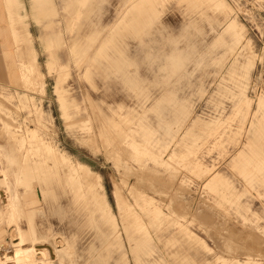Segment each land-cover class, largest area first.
<instances>
[{
    "label": "rangeland",
    "instance_id": "obj_1",
    "mask_svg": "<svg viewBox=\"0 0 264 264\" xmlns=\"http://www.w3.org/2000/svg\"><path fill=\"white\" fill-rule=\"evenodd\" d=\"M21 1L19 41L0 2V230L17 192L27 232L71 247L53 264H264V0ZM26 32L44 92L18 74ZM10 132L94 183L26 198Z\"/></svg>",
    "mask_w": 264,
    "mask_h": 264
},
{
    "label": "bare ground",
    "instance_id": "obj_2",
    "mask_svg": "<svg viewBox=\"0 0 264 264\" xmlns=\"http://www.w3.org/2000/svg\"><path fill=\"white\" fill-rule=\"evenodd\" d=\"M20 1L21 0H2L6 10H8V26L10 32L17 41L20 40L18 35L20 34V31L23 30V27L20 25V14L15 13V7H17L18 2ZM28 34L29 33L26 32L27 39L24 44H17V51H21V48L24 47L28 48L31 53L30 58L28 60V58H23L18 55L20 58L18 59L16 67L20 79L28 84H32L34 87H40V90L43 91L44 84L39 72L36 52L31 49L30 43L32 37H30V39ZM34 87L33 89H35ZM28 89H30V87ZM37 121L40 123V119H37ZM109 128L111 130L113 129L115 132L121 133V136H123L122 127L118 124L112 123ZM28 130V135L30 134L31 137H36L34 129ZM107 130L108 128L105 129L102 127V131L107 132ZM9 135L12 140L20 143V148H17L16 150L15 163L17 170L15 173V180L18 184L25 182L24 193L26 198L36 197L37 195H42L43 197L47 193L52 194L53 186L62 187L63 181L69 182V180V184L74 191V196L80 197V179H84V181L90 186L94 183L90 179L91 176L89 177L92 172L87 165L79 162L76 166H73L64 153L55 149L53 146L48 144L44 145L40 140L37 141V146L34 147V149L44 156V161L37 162L30 158L27 151L23 152L24 150L21 147L23 141L20 134L10 132ZM125 135L126 134H124V136ZM36 138L38 139V137ZM134 154L135 157L141 156L139 152H135ZM46 162H51V165H46ZM40 183L44 184L45 187L42 188ZM33 202L34 201L30 199H22L16 192L14 203L10 205L18 204L21 206L22 211L10 212L5 225L0 230V264H53L57 252L71 248L67 241H62L59 237H44L37 239L34 232H27L30 229H33L34 231L32 211L30 210L31 206L29 205ZM21 213H26L28 216L21 219ZM130 215L133 216L136 225H142L137 215L132 212H130ZM19 219L23 220L26 225L24 230L19 227ZM54 242L57 247L54 245Z\"/></svg>",
    "mask_w": 264,
    "mask_h": 264
},
{
    "label": "crops",
    "instance_id": "obj_3",
    "mask_svg": "<svg viewBox=\"0 0 264 264\" xmlns=\"http://www.w3.org/2000/svg\"><path fill=\"white\" fill-rule=\"evenodd\" d=\"M0 81H4L6 77V64L3 59V48L2 44L5 42L4 34L2 33V29L4 28L3 19H4V9L0 4Z\"/></svg>",
    "mask_w": 264,
    "mask_h": 264
}]
</instances>
